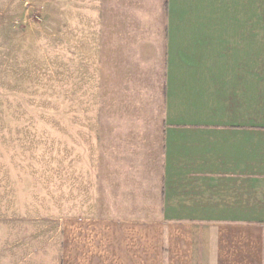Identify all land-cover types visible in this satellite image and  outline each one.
Returning <instances> with one entry per match:
<instances>
[{
  "label": "crops",
  "instance_id": "obj_1",
  "mask_svg": "<svg viewBox=\"0 0 264 264\" xmlns=\"http://www.w3.org/2000/svg\"><path fill=\"white\" fill-rule=\"evenodd\" d=\"M64 7L73 43L98 16L107 55L160 66V118L98 135L67 178L49 264H264V0Z\"/></svg>",
  "mask_w": 264,
  "mask_h": 264
},
{
  "label": "rangeland",
  "instance_id": "obj_2",
  "mask_svg": "<svg viewBox=\"0 0 264 264\" xmlns=\"http://www.w3.org/2000/svg\"><path fill=\"white\" fill-rule=\"evenodd\" d=\"M52 2L0 0V264H49L67 178L93 165L98 135L160 118V66L107 55L98 16L73 43L65 0Z\"/></svg>",
  "mask_w": 264,
  "mask_h": 264
},
{
  "label": "built area",
  "instance_id": "obj_3",
  "mask_svg": "<svg viewBox=\"0 0 264 264\" xmlns=\"http://www.w3.org/2000/svg\"><path fill=\"white\" fill-rule=\"evenodd\" d=\"M21 1H24V2H25V1H27V0H21Z\"/></svg>",
  "mask_w": 264,
  "mask_h": 264
}]
</instances>
